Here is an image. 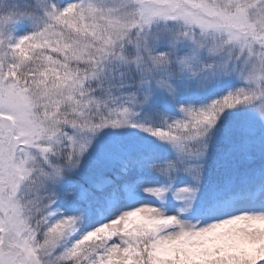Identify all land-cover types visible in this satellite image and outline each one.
Masks as SVG:
<instances>
[{
    "label": "snow or ice",
    "instance_id": "6c2138e0",
    "mask_svg": "<svg viewBox=\"0 0 264 264\" xmlns=\"http://www.w3.org/2000/svg\"><path fill=\"white\" fill-rule=\"evenodd\" d=\"M0 264H264V0H0Z\"/></svg>",
    "mask_w": 264,
    "mask_h": 264
}]
</instances>
